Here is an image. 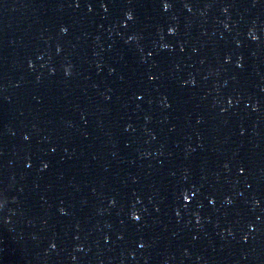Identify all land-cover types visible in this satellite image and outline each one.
I'll return each mask as SVG.
<instances>
[{"label":"water","instance_id":"water-1","mask_svg":"<svg viewBox=\"0 0 264 264\" xmlns=\"http://www.w3.org/2000/svg\"><path fill=\"white\" fill-rule=\"evenodd\" d=\"M163 2L0 0V264H264V0Z\"/></svg>","mask_w":264,"mask_h":264},{"label":"snow or ice","instance_id":"snow-or-ice-1","mask_svg":"<svg viewBox=\"0 0 264 264\" xmlns=\"http://www.w3.org/2000/svg\"><path fill=\"white\" fill-rule=\"evenodd\" d=\"M101 5H103V4H101ZM76 6L79 7V3H77ZM170 6H171V4H170L169 2H167V0H164V2L162 3V7L164 8V10H167ZM89 8H91V5L89 6ZM105 10H107V9L105 8ZM128 19L131 20L132 17L129 16ZM64 31H67V29H64ZM252 38H253V39H257V37H255V36H253ZM149 55H151V53H149ZM65 74H66V75H71V72H69L67 69H65ZM153 78H154V77H153ZM228 103L231 104L232 101L229 100ZM25 139H27V137H25ZM44 167L47 168L48 165L45 164ZM225 167H227V165H225ZM244 170H245V169H244L243 166L239 167V171H240L241 173H243ZM196 191L198 192L199 189H196ZM194 194H195V193H194ZM183 198H184L185 201H187V200L189 199V197H188L187 194H184V197H183ZM210 202H214V201H210ZM227 203H231V200H228ZM177 215H179V213H177ZM131 217H132V219L135 220V221H139V220L141 219V217H140L139 215L136 214V211H132V213H131ZM245 239H247V237H245ZM53 247H54V245H53ZM141 247H143V245H141Z\"/></svg>","mask_w":264,"mask_h":264}]
</instances>
